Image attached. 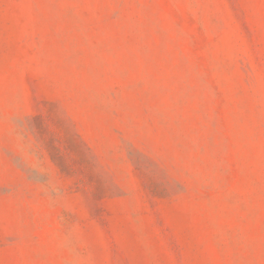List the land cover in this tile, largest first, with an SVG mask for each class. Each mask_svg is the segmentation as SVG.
<instances>
[{
  "label": "rangeland",
  "instance_id": "obj_1",
  "mask_svg": "<svg viewBox=\"0 0 264 264\" xmlns=\"http://www.w3.org/2000/svg\"><path fill=\"white\" fill-rule=\"evenodd\" d=\"M0 264H264V0H0Z\"/></svg>",
  "mask_w": 264,
  "mask_h": 264
}]
</instances>
